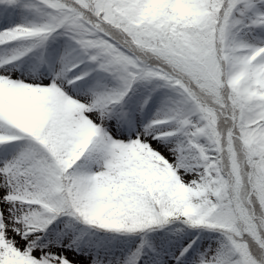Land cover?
Masks as SVG:
<instances>
[{
	"label": "snow or ice",
	"instance_id": "1",
	"mask_svg": "<svg viewBox=\"0 0 264 264\" xmlns=\"http://www.w3.org/2000/svg\"><path fill=\"white\" fill-rule=\"evenodd\" d=\"M0 264H264V0H0Z\"/></svg>",
	"mask_w": 264,
	"mask_h": 264
}]
</instances>
